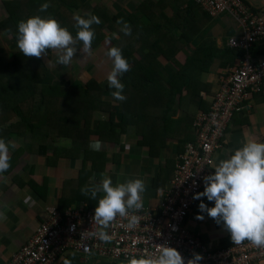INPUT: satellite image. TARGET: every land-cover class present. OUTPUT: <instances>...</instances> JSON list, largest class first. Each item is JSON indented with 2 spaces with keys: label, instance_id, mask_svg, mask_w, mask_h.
Here are the masks:
<instances>
[{
  "label": "crops",
  "instance_id": "obj_1",
  "mask_svg": "<svg viewBox=\"0 0 264 264\" xmlns=\"http://www.w3.org/2000/svg\"><path fill=\"white\" fill-rule=\"evenodd\" d=\"M6 1L0 0V22L8 16ZM106 1L82 0L81 12L88 14L97 4L112 13L128 15L136 12L139 5L145 2ZM246 1L256 10H264V0ZM193 4L195 3L191 0H152L139 14L140 24L151 23L156 29L150 32L151 39L160 37L162 46L170 44L173 59L164 63L162 74L165 79L157 98L151 97L143 108L138 104L135 94L133 102L136 107L134 106L132 114L129 112L133 124L127 126L121 135L116 133L117 141L101 139L100 136L108 138L103 131L94 133L97 126L108 120V114L100 111L94 114V132L88 136L84 145L91 152L85 161L83 155L79 154L77 158L57 159L48 164L45 157L24 151L21 148L22 141L14 139L16 134H10L11 139L8 136L5 140L14 142L16 147H10V168L0 175V264H7L28 242L38 226L48 218L50 208L63 211L81 203L95 208L103 193H98L97 198L92 199L91 193L85 195L81 190L98 184L104 176L110 177L113 185L128 179H141L145 185L141 194L143 207H160L174 176L179 155L186 144L196 139L193 126L195 117L210 109L223 79L231 68L240 65L242 59L241 54L227 56L225 59L220 54L221 50H235L229 46V40L241 34V28L235 19L229 14L211 17L201 7H197V4L189 11ZM202 44H207L212 49L198 51ZM77 49L72 62L67 65L73 68V73L63 78L53 70L52 75L48 76L49 81L73 79V76L76 77V70L85 67V79H95L105 87L108 83L107 75L113 66L105 48L101 46L91 50V55L82 52L81 46ZM255 49L259 54L253 57L264 59V39L255 44ZM16 51H19L17 43L0 30V61L7 63ZM217 51H220L221 56H215L210 62L208 58L216 55ZM84 55L85 60H82ZM194 57L201 58L202 63L192 65ZM201 65H206L205 69ZM104 94L108 97L111 95L108 92ZM247 105L229 123L224 147L215 154L211 174L220 160L226 159L245 142H264V93L253 96ZM14 121V113H5L0 109V128L8 127ZM119 130L117 127V131ZM72 145L70 141L64 146L69 148ZM201 202L208 207L213 206L206 197L197 199L186 220L187 228L211 249L234 245L222 223H217L206 212L200 211ZM197 216H203V219H197ZM54 264L126 263L100 259L93 255L84 257L68 253Z\"/></svg>",
  "mask_w": 264,
  "mask_h": 264
},
{
  "label": "trees",
  "instance_id": "obj_2",
  "mask_svg": "<svg viewBox=\"0 0 264 264\" xmlns=\"http://www.w3.org/2000/svg\"><path fill=\"white\" fill-rule=\"evenodd\" d=\"M150 1L145 0L136 12L128 15L112 13L97 4L89 12L100 20L99 24L92 25L95 35L91 50L101 46L106 51L110 47H118L130 65V70L119 77L124 85L122 95L126 99L123 101L115 100L112 95L105 96V91L111 94L115 89L110 88L108 83L103 87L92 78L84 77L82 81H77L73 76V79L50 82L48 76L52 75L53 70L60 77H68L65 70L58 69V65L47 64L46 58L48 61L54 58V63L56 60L51 50L41 58L25 57L19 50L7 63L0 61V109L5 113H14L15 117L10 126L0 128V139L7 140L8 136L11 139L10 134H16L14 139L22 141L21 148L24 151L45 157L48 164L57 159L77 158L79 154L83 155L85 161L91 152L84 145L94 132V114L100 111L108 114V120L97 126L94 133L103 131L108 138L100 136L101 139L117 141L116 133L121 135L127 126L133 124L129 112L132 114L136 107L133 102L135 94L138 104L143 108L151 97L157 98L165 79L162 74L164 63L173 59L170 44L162 46L160 37L151 39L150 32L156 31L155 27L151 23L139 22V14ZM44 3L50 6L42 12L40 6ZM82 4V0H7L5 6L8 16L0 22V30L16 42L17 23L38 15L54 18L75 37L78 29L74 27V15H86L80 11ZM195 6L191 5L189 11ZM125 28L130 29V34H125ZM255 44L250 50L254 57L259 54ZM80 46L83 47L81 42L75 45L76 48ZM208 46L202 44L197 50L212 49ZM219 52L208 60L212 62ZM245 53L244 49L239 48L226 52L221 50L220 54L225 59ZM201 63L202 59L198 57L191 60L194 66ZM205 66L201 65V68L205 69ZM70 141L72 147L64 146Z\"/></svg>",
  "mask_w": 264,
  "mask_h": 264
},
{
  "label": "built area",
  "instance_id": "obj_3",
  "mask_svg": "<svg viewBox=\"0 0 264 264\" xmlns=\"http://www.w3.org/2000/svg\"><path fill=\"white\" fill-rule=\"evenodd\" d=\"M211 17L229 14L241 28V34L229 40L233 49H244L240 65L233 67L222 81L210 109L194 119L196 139L185 145L175 166L174 176L164 193L160 207H142L129 212V217L117 216L106 228L96 224L93 207L83 203L66 210L50 208L28 242L7 264H54L68 253L84 257L126 263L129 258L158 254V245L175 248L185 260L193 253L202 256L198 264H254L264 262V247L248 241L223 249H211L186 226L202 192L203 177L211 174L215 154L224 147V138L234 116L245 110L247 102L264 93V59H255L251 48L264 39V10L254 9L246 0H191ZM138 222L129 229V218ZM104 231L110 239L102 240ZM93 233H96L93 235Z\"/></svg>",
  "mask_w": 264,
  "mask_h": 264
},
{
  "label": "clouds",
  "instance_id": "obj_4",
  "mask_svg": "<svg viewBox=\"0 0 264 264\" xmlns=\"http://www.w3.org/2000/svg\"><path fill=\"white\" fill-rule=\"evenodd\" d=\"M48 3L40 6V11L49 8ZM78 30L75 37L66 28L52 17L31 16L17 23L16 43L25 57L41 58L48 50L55 53L56 65H69L77 52L75 45L81 42L82 52L91 55V44L94 39L93 24H99L97 16L88 13L85 16L74 15ZM130 34V29H124ZM106 55L112 61V69L107 75L111 93L115 100L126 99L122 95L124 85L119 77L130 70V65L122 56L118 47L108 48ZM51 63V62H50ZM106 119L105 116H101ZM15 148L14 142H5L0 139V175L10 168L9 149ZM203 191L194 194V199L206 197L213 203L208 207L201 202L199 209L206 212L230 235L231 243L240 245L248 241L255 247H264V142L249 140L240 148L234 150L226 159H222L214 167V173L204 176ZM145 190L141 179H128L123 183L113 182L110 177L104 176L98 184L85 187L81 191L96 199L98 193L103 195L98 199L92 220L106 229L117 216L129 217V212L139 211L143 207L142 193ZM203 219V216H197ZM138 218L132 215L126 225L134 228ZM96 233H93L95 235ZM102 240L110 237L104 231L98 233ZM202 256L193 253L186 264H198ZM126 264H185L184 258L173 247L158 245V254L155 256L132 257Z\"/></svg>",
  "mask_w": 264,
  "mask_h": 264
},
{
  "label": "rangeland",
  "instance_id": "obj_5",
  "mask_svg": "<svg viewBox=\"0 0 264 264\" xmlns=\"http://www.w3.org/2000/svg\"><path fill=\"white\" fill-rule=\"evenodd\" d=\"M109 1V0H108ZM104 2H107L106 0H104ZM80 11H82L81 9H80ZM80 13V12H79ZM77 14V13H76ZM77 52H78V49H77ZM76 52V53H77ZM55 55V54H54ZM53 56V55H52ZM54 58H51V60L50 61H48L47 60V58H46V62H47V64H54V65H56V63H54ZM56 61V60H55ZM51 62V63H50ZM57 66V65H56ZM60 66V67H59ZM58 69L59 70H61L62 71V69L63 70H65V72H66V74H67V76H70L72 73H73V68L72 67H68L67 65L66 66H64V65H58ZM86 72H85V67L84 68H82V69H78V70H76V78H74V79H76L77 81L79 80V81H82L83 79H79L80 77L81 78H83V77H85V78H87V75L85 74ZM75 80V81H76ZM102 85H104V84H102ZM105 93H106V91H105ZM105 95V94H104ZM93 120H94V118H93ZM81 204H83V203H81ZM78 205H80V204H78ZM73 207H75V206H73ZM72 207V208H73Z\"/></svg>",
  "mask_w": 264,
  "mask_h": 264
}]
</instances>
